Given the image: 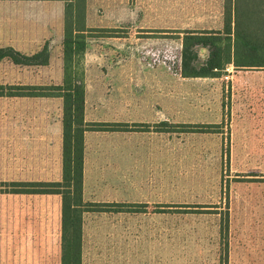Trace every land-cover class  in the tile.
<instances>
[{
	"label": "rangeland",
	"instance_id": "obj_1",
	"mask_svg": "<svg viewBox=\"0 0 264 264\" xmlns=\"http://www.w3.org/2000/svg\"><path fill=\"white\" fill-rule=\"evenodd\" d=\"M91 1L124 16L122 0ZM222 3L129 0L128 23L87 27L84 119L122 127L88 131L85 201L126 206L82 215L81 264H219L224 241L227 264H264V67L179 74L183 32L222 31ZM193 50L199 68L207 48ZM62 67V52L1 64L0 84L60 85ZM0 113V264H60V196L12 185L60 181L62 101L0 98Z\"/></svg>",
	"mask_w": 264,
	"mask_h": 264
},
{
	"label": "trees",
	"instance_id": "obj_2",
	"mask_svg": "<svg viewBox=\"0 0 264 264\" xmlns=\"http://www.w3.org/2000/svg\"><path fill=\"white\" fill-rule=\"evenodd\" d=\"M64 6L62 40V81L60 85H0V97H57L62 101L61 179L57 182H14L12 193L52 194L60 196V264H81L82 215L85 212L112 211L124 204L84 202L83 135L86 131H116V123L84 121V68L86 48V0H60ZM109 31V30H108ZM207 48L204 64H192L194 48ZM50 52L45 44L40 52L24 55L11 48L0 49V61L17 66H44ZM229 64L240 67H264V0H223L222 31H185L182 37L179 74L183 78H212ZM181 127H189L184 125ZM227 223L220 226L226 235ZM225 238V237H224ZM227 244L219 264H227Z\"/></svg>",
	"mask_w": 264,
	"mask_h": 264
},
{
	"label": "crops",
	"instance_id": "obj_3",
	"mask_svg": "<svg viewBox=\"0 0 264 264\" xmlns=\"http://www.w3.org/2000/svg\"><path fill=\"white\" fill-rule=\"evenodd\" d=\"M125 4L124 16L118 17L115 13L108 14L103 10V13H92V1L86 0L85 23L86 27L91 24H116L128 23V11L130 10L129 0H122ZM137 2L141 0H134ZM147 1V0H144ZM154 1V0H148ZM64 6L65 3L60 0H0V49L11 48L16 52H40L45 44H47L48 52H62V40L64 36ZM153 7V5H152ZM121 8V6H120ZM50 63V57L48 64ZM1 64L12 66V62L7 59L0 61ZM47 64V65H48ZM44 66H23L43 68ZM17 66V65H13ZM20 67V66H19ZM12 85V84H0ZM22 86H40V85H22ZM46 86V85H45ZM0 98H38V97H0ZM50 98V97H40ZM84 103V111H85ZM85 121V119H84ZM86 122V121H85ZM95 123V122H86ZM54 125L58 131L56 139V147L61 149L62 143V126L60 121H56ZM7 131H12V114L0 113V135ZM84 152H83V189L82 198L86 200V175L88 168V153L100 145V139L92 136L88 131L83 135ZM57 182V181H54ZM60 198V197H59ZM61 202V201H60ZM61 211V204H60Z\"/></svg>",
	"mask_w": 264,
	"mask_h": 264
}]
</instances>
